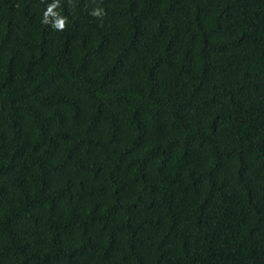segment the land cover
<instances>
[{
    "label": "trees",
    "instance_id": "obj_1",
    "mask_svg": "<svg viewBox=\"0 0 264 264\" xmlns=\"http://www.w3.org/2000/svg\"><path fill=\"white\" fill-rule=\"evenodd\" d=\"M0 264H264V0H0Z\"/></svg>",
    "mask_w": 264,
    "mask_h": 264
}]
</instances>
